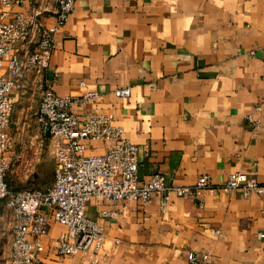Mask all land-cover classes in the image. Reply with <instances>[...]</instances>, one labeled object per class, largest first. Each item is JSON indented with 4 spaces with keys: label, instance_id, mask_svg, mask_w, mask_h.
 <instances>
[{
    "label": "crops",
    "instance_id": "1",
    "mask_svg": "<svg viewBox=\"0 0 264 264\" xmlns=\"http://www.w3.org/2000/svg\"><path fill=\"white\" fill-rule=\"evenodd\" d=\"M8 12L32 19L28 42L13 49L23 60L38 31L54 25L56 3L0 4V16ZM46 87L60 97L99 95L86 109L110 112L136 146L140 183L159 174L171 186L201 176L219 185L240 172L264 186V0H75L53 35L47 69L28 70L7 94L12 146L13 127L30 134L20 165L37 160L43 142L53 158L52 142L35 124ZM126 87L128 98L112 95ZM85 146V155H101L107 144ZM160 202L158 194L148 204L91 197L84 214L104 239L97 252L75 256L57 253L66 229L42 208L48 225L40 264H185L187 253L206 254L207 264H264V195L207 189L200 203L170 196L161 210Z\"/></svg>",
    "mask_w": 264,
    "mask_h": 264
},
{
    "label": "built area",
    "instance_id": "2",
    "mask_svg": "<svg viewBox=\"0 0 264 264\" xmlns=\"http://www.w3.org/2000/svg\"><path fill=\"white\" fill-rule=\"evenodd\" d=\"M32 0H0L9 8ZM54 25L38 31L33 51L21 60L13 49L23 47L29 40L32 26L30 16L8 12L0 16V210L7 214L10 229L8 264H40L41 239L46 233L48 217L65 227L64 238L58 240L56 251L61 256H75L91 247L97 252L104 239L96 220L85 217L87 201L95 197L102 202H139L148 204L153 195L161 196L164 210L170 196L200 203L204 190L222 194L238 191L242 197L264 195V186L253 176L235 173L221 184L213 185L207 176L199 177L190 186H171L159 174L140 183L137 178V148L124 137L122 129L113 123L110 112L86 109L99 95L84 92L79 96H56L49 87L42 90L35 114L38 134L52 142L55 161L53 181L44 189L12 190L5 176L13 157L7 135L11 103L7 94L18 86L28 70L47 69L53 47V35L64 25L74 8L75 0H55ZM253 55V52L250 53ZM129 88L112 91L115 98L129 97ZM257 108L256 110H258ZM253 132L257 124L251 115L246 118ZM86 142L107 144L101 155H85ZM100 218L110 216L99 213ZM1 240V233H0ZM206 254L187 253L185 264H207ZM1 264V263H0Z\"/></svg>",
    "mask_w": 264,
    "mask_h": 264
},
{
    "label": "rangeland",
    "instance_id": "3",
    "mask_svg": "<svg viewBox=\"0 0 264 264\" xmlns=\"http://www.w3.org/2000/svg\"><path fill=\"white\" fill-rule=\"evenodd\" d=\"M23 128L22 130H16V127H13L11 130V136L16 140L13 146L10 142L13 157L11 165L6 172L5 181L8 187L12 190H22L27 188L44 189L53 181L55 167L54 158L50 156L49 151L46 148V142H43L42 147H40L41 152L39 158L30 161L29 158L24 157L28 163H22L20 165V158L16 157L17 154L20 152L29 154L31 152V145L25 140L27 135L30 136V134L25 133L26 126H23ZM14 146L17 150L13 148ZM0 233V263L8 264L10 229L7 214H5L3 210H0Z\"/></svg>",
    "mask_w": 264,
    "mask_h": 264
}]
</instances>
